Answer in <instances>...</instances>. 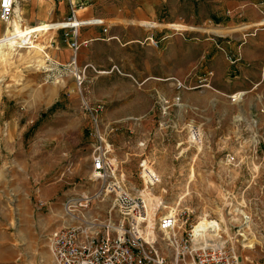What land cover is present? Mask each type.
<instances>
[{
  "label": "rangeland",
  "instance_id": "374dc122",
  "mask_svg": "<svg viewBox=\"0 0 264 264\" xmlns=\"http://www.w3.org/2000/svg\"><path fill=\"white\" fill-rule=\"evenodd\" d=\"M208 18L200 22L197 17L200 31L159 29L187 42L197 37L225 43L246 35L240 17L230 26ZM214 26L222 34L212 33ZM50 27L45 24L38 48L50 39ZM227 27L244 29L228 33ZM162 46L158 55L164 54ZM221 50L229 59L232 52ZM8 51L13 54H0V264H55L48 236L66 220L63 203L99 190V183L90 180L97 130L93 115L102 132L106 129L134 192L145 187L140 164L146 159L162 180L154 191L170 211L180 203L194 208L201 224L207 217L219 220L243 264H264V105L249 119L243 106L229 105L231 96L214 89L215 74L204 73L210 58L202 61V71L178 75L187 88L185 106L164 114L155 103L159 94L130 73L129 59L123 61L125 72L113 64L102 72L84 67L89 70L80 85L73 66L52 75L41 70L46 65L40 51ZM155 63H161L159 56ZM156 77L163 93L169 75ZM220 79L228 83L231 72ZM164 93L174 96L168 88ZM217 99L222 100L218 105ZM235 103L246 109V94Z\"/></svg>",
  "mask_w": 264,
  "mask_h": 264
},
{
  "label": "built area",
  "instance_id": "2783aa9c",
  "mask_svg": "<svg viewBox=\"0 0 264 264\" xmlns=\"http://www.w3.org/2000/svg\"><path fill=\"white\" fill-rule=\"evenodd\" d=\"M63 1L67 4L68 16L52 29L63 30L64 43L77 54L91 43V40L80 39V29L85 25L80 13L91 0ZM16 8L17 0H0V18L13 30L0 38V46L13 42L16 50H35L39 27L20 24L22 32L17 33L15 24L22 19ZM104 32L107 33L108 28ZM44 43L39 51L45 58V65H54L50 50L57 48V42L52 39ZM229 59L234 64L241 59V54L231 53ZM71 64L76 66L75 55ZM73 71L82 85L84 73L77 68ZM209 75L213 76V72ZM199 81L206 82L207 78ZM176 86L178 90L186 88L178 80ZM243 97L244 92L231 95L232 102ZM176 101L179 102L178 97ZM164 104L162 109L166 114L170 103L164 100ZM93 120L97 130L90 180L99 183V190L94 196L74 195L63 203L66 220L48 236L55 264H243L219 220L207 217L201 224L195 209L181 207L180 203L176 204L174 213L170 212L166 199L154 191L162 180L146 159L140 164L145 187L134 192L107 139L106 129L102 132L94 115ZM94 201L97 204L91 208Z\"/></svg>",
  "mask_w": 264,
  "mask_h": 264
},
{
  "label": "crops",
  "instance_id": "0c3cea01",
  "mask_svg": "<svg viewBox=\"0 0 264 264\" xmlns=\"http://www.w3.org/2000/svg\"><path fill=\"white\" fill-rule=\"evenodd\" d=\"M17 6L22 19L18 22L19 26L22 24L27 27H38L45 23L54 28V25L64 22L69 13L63 0H17ZM80 14L85 23L80 29V39L91 40L90 45L79 50L74 67L71 64L74 54L63 41L64 31L51 29L47 34L50 39H47L56 40L57 48L50 50L54 65L49 63L43 67L41 70L45 73L57 75L67 70V66H73V69L77 68L86 77L89 67L87 69L84 67L92 66L96 71L101 69L102 72L103 69H109V65L112 64L120 72H125L127 61H123L129 59L130 73L136 75V81L145 80L153 95L156 92L159 94L155 103L162 107L165 105L164 100H168L170 110L171 107L185 106L187 88L177 89V80L184 83L182 77L178 75L192 73L199 67L201 68L199 72L202 71V61L210 58L204 73L211 71L213 75L215 74L214 89L227 97L238 92L246 94V109L244 103L236 104L226 100L229 105L243 106L247 119L254 117L263 109L264 0H91ZM197 17L200 22L204 18H208V21L226 20L229 26L230 23L235 24L236 17H240L242 23L246 24V35L243 38H236L233 35L226 38L225 43H217L214 40L211 42L210 39L202 41L197 37L193 38L197 41L187 42L184 37L165 31L167 29H159L167 26L176 31H200L196 27ZM190 26L195 28L190 29ZM105 28H108L107 33L104 32ZM227 28L228 33L244 29ZM10 31L11 29L9 30L0 20V38ZM161 44L164 54L158 55ZM222 47L235 55L239 52L241 59L232 64L227 55H224V50H221ZM150 53L154 54V61L151 60ZM155 55L161 58L158 65L155 63ZM192 62L195 64L191 65ZM226 71L231 72L232 80L220 84L222 82L220 78ZM159 74L169 75L164 79V82L169 83L162 87L163 93H160L154 82L155 79H161L156 77ZM167 88L174 92V96L164 93ZM220 101L222 100L217 99L216 104L218 105Z\"/></svg>",
  "mask_w": 264,
  "mask_h": 264
},
{
  "label": "bare ground",
  "instance_id": "6f19581e",
  "mask_svg": "<svg viewBox=\"0 0 264 264\" xmlns=\"http://www.w3.org/2000/svg\"><path fill=\"white\" fill-rule=\"evenodd\" d=\"M16 11H17V13H19V8H18V6H17V8H16ZM19 15V14H18ZM25 26V25H24ZM39 28H37L38 29V31H39V34H42V32L44 31V27H45V23H43V24H41V25H39L38 26ZM10 30V29H9ZM11 31H13V30H11ZM15 31L17 32V33H19V34H21V32H22V30H21V27L19 26V23H16L15 24ZM213 33H216V34H222V29H221V27L220 26H214V28H213ZM39 40V39H38ZM38 40H37V42L34 44L35 45V49L36 48H38ZM42 47V46H41ZM13 48V42H11L10 44H2L1 45V47H0V54H4L5 56H8V55H12L13 53H11L10 51H8L9 49H12ZM8 49V50H7ZM38 49H42V48H38ZM13 50H14V52L16 51V49H14L13 48ZM73 52V51H72ZM74 54V53H73ZM78 54V53H77ZM77 54H74L75 55V59H76V56H77ZM240 95H242V94H240ZM239 95V96H240ZM238 96V95H237ZM171 213H174L175 211H170ZM249 220H250V218L248 217V216H246V222L247 223H249ZM202 223V222H201ZM242 237H243V239H244V241H246L248 238L246 237V235L244 234V233H241L240 234Z\"/></svg>",
  "mask_w": 264,
  "mask_h": 264
}]
</instances>
